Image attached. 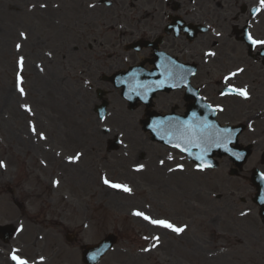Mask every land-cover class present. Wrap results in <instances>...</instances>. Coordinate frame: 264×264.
<instances>
[{
	"label": "rangeland",
	"instance_id": "obj_1",
	"mask_svg": "<svg viewBox=\"0 0 264 264\" xmlns=\"http://www.w3.org/2000/svg\"><path fill=\"white\" fill-rule=\"evenodd\" d=\"M41 2L33 1L32 4H36V8L25 10L27 16L22 18L24 13L6 16L5 10L11 5H16L17 0H0V148L3 152L9 150L13 154L14 167L16 164L20 167V162L27 163V169L22 171L21 182L28 181L34 170L33 174L39 173L40 178L37 183L34 177L30 182L31 186L35 187L43 181L48 186L47 191L39 193L41 196L46 192L45 199L49 201L51 211L55 212L53 219L47 217L44 222L48 230L55 232L61 229L56 225L61 222V218L67 227L78 229L75 245L69 244L65 239L67 264H82L80 255L75 256L80 246L85 243H97L110 232L117 233L119 241L100 264H156L157 261V264H203V252L199 249L203 245L204 249L208 248L209 251L224 247L226 264H244L238 261L239 246L235 241V228L229 229L224 220L218 221L219 217L212 216L217 207L212 203L214 200L197 203L201 208L197 210L191 208L190 203L183 207L180 199L174 198V191L178 192L175 187L171 192L166 190L167 195L159 199L164 193L163 168L159 176H148L150 181L147 186L145 175L133 170V167L145 161L140 155V141L135 138L143 133L139 123L124 119L121 114L125 112L123 101L114 91L109 95L107 119L104 123L99 121L93 111L96 101L94 91L84 88L83 83L71 74L72 62L76 56L61 58L62 53L73 45L75 38L73 35L56 32L55 41L50 39L49 34L57 28L48 23L47 17H43L39 9ZM66 14L71 16L67 23L79 22L83 14L81 0L74 10ZM9 19H14V22ZM27 32L30 33L29 42L33 43L32 51H29L31 45L27 39L21 37V33L26 35ZM78 41L82 42L80 38ZM18 44L21 45L20 50L17 49ZM47 48H50V56L61 58L64 74L68 79L56 78L51 59L45 54ZM21 57L24 58L23 71L18 64ZM31 71L38 76L33 75ZM18 74L23 78L21 86L25 95H21L18 90ZM33 82L37 83L40 89L34 88ZM54 84L61 85V92L53 89ZM25 106L31 111H26ZM104 125L108 126L112 133L121 135L123 145L120 150L107 152L105 144L108 135L103 131ZM41 134L45 139L40 138ZM148 143L151 146L147 150L149 160L158 161L166 150L150 141ZM77 154H81L78 160L69 159ZM13 166L8 175L16 173ZM210 174L218 175L217 172ZM105 177L125 183L132 192H117L118 190L105 186ZM11 185L15 186V183ZM204 207L207 214L198 212ZM0 209L2 213L12 211L10 206L7 205L6 208L3 203L0 204ZM136 211L151 214L155 218L172 220V216L180 214L186 219L179 223L187 219L195 223V219L202 218L203 227L211 228L205 234L199 235L200 239L193 236L191 242L192 234L179 239L173 234L174 236L169 237L175 240L163 245L158 256L155 252L146 255L142 253V248L154 243L152 233L157 231L143 225L140 217L133 214ZM216 226L229 230L222 235L223 239L226 238V243L217 244L216 232L212 230ZM38 232L27 230L22 235V245L27 251L30 250L27 241L35 238ZM242 236L247 238L249 234L243 232ZM165 237L166 235H162V239ZM48 241L54 242L53 234H49ZM192 241L199 250L195 256L190 250ZM58 242L64 244L63 240ZM0 262L7 264L2 258Z\"/></svg>",
	"mask_w": 264,
	"mask_h": 264
},
{
	"label": "flooded vegetation",
	"instance_id": "obj_2",
	"mask_svg": "<svg viewBox=\"0 0 264 264\" xmlns=\"http://www.w3.org/2000/svg\"><path fill=\"white\" fill-rule=\"evenodd\" d=\"M46 2L48 0H45ZM97 6H104L103 8V17H106L107 12L110 10V13H114V7L117 8L119 12H122V16L128 20L131 26L138 28L140 30L141 36L138 38L142 43V48L139 51L134 49H127L128 43L125 44L124 49L126 51H135L141 54V61L143 62L144 67L149 66V62L154 57V50L151 46V43L157 38L162 36V43L160 44L158 50H163L168 53L173 54H182L183 60L179 57L178 60L186 63L187 65L192 63L189 62V58H192V50L191 52H184L189 46L190 43L185 39V36L180 35H172L171 33H166V26L171 23L181 24L182 26H188V24L193 25L196 22L200 21H210L211 19V0H95ZM225 2L226 0H222ZM253 5L248 10L247 16L236 15L229 20H225V26L227 28L228 25L232 26L234 24L243 25L241 27H237L236 29V40L240 44H245L243 41L239 40L240 34L242 31L238 29H244L247 27L248 30L257 35L258 39L264 40V24L260 21L259 25H252L250 20L259 21L258 15L254 14L253 8H258L260 5V0H252ZM247 5L242 4L240 7L241 13H246ZM263 10V9H262ZM245 24V25H244ZM165 28V29H164ZM163 29L165 33L163 32ZM184 31H182L183 33ZM135 41V40H134ZM131 43V42H129ZM162 45V48H161ZM247 47V46H246ZM231 51L235 50V46L230 48ZM239 54L242 53L240 49L238 51ZM249 56L253 55V59L257 60L258 55H262L264 59V47H260L259 50H254V53H257L254 57V53L251 52V55L248 51ZM229 61H232L229 59ZM245 59L243 56L240 59H235L232 61L233 65L237 66L244 62ZM262 63V62H261ZM264 66V64L262 63ZM262 71V70H260ZM191 82H193V78L191 77ZM171 95L164 97L161 100V105L165 107L172 106L176 109L179 108V102L184 98V89H173L171 91ZM255 101H259L261 106L255 111L256 118L260 115L264 114V90L259 94L256 92ZM239 121L243 120V109H240V116L238 118ZM256 128L251 134L254 140H257L259 137H264V127L262 124H255Z\"/></svg>",
	"mask_w": 264,
	"mask_h": 264
},
{
	"label": "snow or ice",
	"instance_id": "obj_3",
	"mask_svg": "<svg viewBox=\"0 0 264 264\" xmlns=\"http://www.w3.org/2000/svg\"><path fill=\"white\" fill-rule=\"evenodd\" d=\"M43 7V5H42ZM261 9H264V0H260V7L257 8L255 11L259 12ZM219 35V33H217ZM21 36H25L24 33H21ZM26 38V37H25ZM248 41L252 45H259L261 47H264V40H258L252 37L251 34L248 35ZM21 45H17V49H19ZM216 53L214 52H208L205 53V56H215ZM18 64L20 66L21 71H23V66H24V58L21 57L20 60L18 61ZM161 67L164 68V74L168 77H172L175 74L176 69L168 66L162 65ZM244 70L237 69V71L232 72L229 74V76H225L224 80L227 83L231 79V77H234L238 75V73L243 72ZM23 84V78L19 74L17 75V87L21 95H25L24 88L21 86ZM163 86V81L160 82V84L157 85V87ZM143 87V85H141ZM237 95L240 96L244 99L249 98V93L246 88H235L232 86L228 87V90L226 92H222L221 95ZM26 111H31L27 106H25ZM219 111H224L223 108H219ZM251 127V125H249ZM35 128L33 127V132H35ZM228 129H218L215 125L209 124L206 121H198V118L196 117V114H192V119L189 121H184L181 122L179 127L175 129L174 132H172L169 136L168 143L171 144L173 147L180 149L182 152H187L189 156L194 155L193 152L191 151V148H199L201 149V154H196L195 159L201 161L200 164L197 165V169L199 171H204L206 168L211 167L212 165L206 163L204 161V156L207 153V150L209 147H211L213 144H216L217 146L220 145V142L223 138L226 137L228 134ZM41 139H45L43 134H41ZM175 141V143H174ZM227 150V149H226ZM79 155L75 157H70L69 159L71 161H75L79 159ZM236 155V159H242L240 155ZM171 159V157H169ZM163 164V161H161ZM3 162H0V167H3ZM143 165H139L137 167V171H140L143 169ZM181 171L183 170V165H178L177 166ZM169 171H172V169H169ZM58 183V182H57ZM103 183L107 185L110 188L117 189L120 191H123L125 193H131L132 189L126 185V184H120V183H115L110 180H108L106 177L103 179ZM135 216H138L142 218L143 220L147 221L149 224L158 227V228H164L168 229L172 232H175L177 235L183 233L185 231L184 227H177L174 224H172L170 221L165 220V219H154L151 216L145 214L142 211H136L133 213ZM17 231H22V226L20 229H17ZM145 239H148L145 237ZM153 240H155L156 243L152 245L153 248L157 246L159 243V237H153ZM144 251H150V249H143ZM18 249H14L10 255L11 260L14 262V264H30V261L25 258L20 256ZM43 260V258H41Z\"/></svg>",
	"mask_w": 264,
	"mask_h": 264
},
{
	"label": "water",
	"instance_id": "obj_4",
	"mask_svg": "<svg viewBox=\"0 0 264 264\" xmlns=\"http://www.w3.org/2000/svg\"><path fill=\"white\" fill-rule=\"evenodd\" d=\"M111 241H112V239H111V238H109V239H108V242H111Z\"/></svg>",
	"mask_w": 264,
	"mask_h": 264
}]
</instances>
